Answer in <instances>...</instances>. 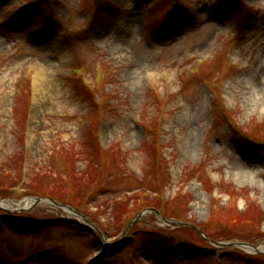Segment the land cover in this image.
<instances>
[{"label": "rangeland", "instance_id": "374dc122", "mask_svg": "<svg viewBox=\"0 0 264 264\" xmlns=\"http://www.w3.org/2000/svg\"><path fill=\"white\" fill-rule=\"evenodd\" d=\"M0 200V264H264V0H0Z\"/></svg>", "mask_w": 264, "mask_h": 264}, {"label": "water", "instance_id": "95a60500", "mask_svg": "<svg viewBox=\"0 0 264 264\" xmlns=\"http://www.w3.org/2000/svg\"><path fill=\"white\" fill-rule=\"evenodd\" d=\"M36 200L37 201H43L44 199L38 197V198H36ZM53 202L56 203V204H58V205H60V207H62V208H67V209H69V210H71V211H73V212H75V213L78 214V212L73 207H71V206L63 205V204H61L59 202H56L54 200H53ZM0 206L2 207V205H0ZM79 215L82 216L83 218H85L87 220V218L83 214H80L79 213ZM220 245H222V246L234 245V246H238V247L252 248V249H255L258 253L264 252L263 250H260L259 248H256V247H254V246H252L250 244H247V243H220Z\"/></svg>", "mask_w": 264, "mask_h": 264}, {"label": "trees", "instance_id": "16d2710c", "mask_svg": "<svg viewBox=\"0 0 264 264\" xmlns=\"http://www.w3.org/2000/svg\"><path fill=\"white\" fill-rule=\"evenodd\" d=\"M154 154V156H157V154H155V153H153ZM161 158H162V156H160ZM160 157H159V160H160ZM135 199V198H134ZM141 198H137L136 200H140ZM169 239V237L167 238V240Z\"/></svg>", "mask_w": 264, "mask_h": 264}, {"label": "bare ground", "instance_id": "6f19581e", "mask_svg": "<svg viewBox=\"0 0 264 264\" xmlns=\"http://www.w3.org/2000/svg\"><path fill=\"white\" fill-rule=\"evenodd\" d=\"M256 83V82H255ZM254 87V86H253ZM257 87V86H256ZM6 205V204H5Z\"/></svg>", "mask_w": 264, "mask_h": 264}]
</instances>
